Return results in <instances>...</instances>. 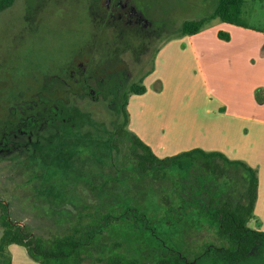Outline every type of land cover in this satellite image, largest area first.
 Returning <instances> with one entry per match:
<instances>
[{"label":"rangeland","instance_id":"obj_1","mask_svg":"<svg viewBox=\"0 0 264 264\" xmlns=\"http://www.w3.org/2000/svg\"><path fill=\"white\" fill-rule=\"evenodd\" d=\"M94 1L16 0L15 5L0 14V124L7 118L13 103L31 96L45 85L46 80H55L56 73L74 58L77 49L93 38L110 40L117 32L120 38L117 46L123 53L140 55L143 52L145 37L142 33L146 31L140 30L138 24L126 21H115L117 24L112 21L105 26V21L97 18L99 9ZM217 1H135L142 15L154 19L152 27H158V23L161 28L159 36L152 34L147 41L149 48L142 61L131 63L135 81L143 79L145 86L150 83L152 89L162 90V81L158 77L148 80L161 48L171 39L178 38L172 33L180 29L184 21L210 14ZM241 17L264 34V0H246ZM258 38L252 35L245 47L264 50V37ZM227 42L213 31L201 47L208 50L236 47ZM168 59L172 62L168 63ZM160 60L165 74L172 67L190 71L192 75L200 71L197 59L192 55L185 56L182 50L173 52L172 58L169 55ZM192 86L180 84L179 78L170 80L157 102L172 115L186 112V105L194 109L193 98L186 94ZM135 97V101L139 100L143 106L156 103L153 102L155 98ZM117 105L88 100L74 104L71 121L61 117L54 124L56 127L45 126L37 138H32L40 145L51 141L52 147L32 146L24 142L27 137L20 139L19 147L0 145V200L9 205L11 218L27 225L36 236L50 241L62 232L64 224L72 225L85 219L80 217H86L87 212L97 215L93 218L97 223L86 225L91 231L97 228L99 220L106 225L107 219L102 212L125 214L122 212L128 211L125 218L102 230L84 264H105L98 259L106 258L110 253L129 255L154 264L162 254H175L173 250L184 254L183 264H215L204 251L219 244L216 226L211 225L203 210L220 206L226 200L240 202L241 196L235 194L232 185L221 184L201 163L204 160L200 156L195 159L183 157L168 165L154 164L144 169L139 149L124 140L120 134L123 131L115 127ZM82 113L90 114L95 123L83 119ZM60 134L68 138L65 147H60L59 140L55 139L62 137ZM89 134L92 138L101 135L99 141L112 135L113 145L109 149H113L114 158L109 160L108 152H105L100 161L88 146L74 147L81 135ZM96 148L103 147L97 145ZM215 161L225 167L221 160ZM192 208L196 213L189 216ZM1 213L0 207V238L3 233ZM257 219L258 228L264 230V216L257 215ZM131 220L137 221L135 226L130 225ZM114 242L122 246L112 247ZM7 250L12 257L9 247ZM0 264H4L1 251ZM220 264H264V244L246 261L229 263L221 260Z\"/></svg>","mask_w":264,"mask_h":264},{"label":"crops","instance_id":"obj_2","mask_svg":"<svg viewBox=\"0 0 264 264\" xmlns=\"http://www.w3.org/2000/svg\"><path fill=\"white\" fill-rule=\"evenodd\" d=\"M213 31L217 35L219 31L229 32L227 43L236 47L214 50L202 48L209 32ZM252 35L264 37L259 30L216 18L194 35L173 38L167 42L161 48L156 67L148 77L152 81L158 77L162 81V90L156 91L150 87V83H146L145 93L131 95L129 128L159 158L200 149L208 153L221 152L231 160H243L258 169L255 214L264 216V132H261L264 130V50L245 47ZM179 50L185 56L192 55L197 59L200 69L198 74L192 75L187 70H181L182 73L174 67L165 74L160 59L169 55L172 58L173 52ZM169 62L172 59H168ZM178 78L180 84L194 86L186 94L189 93V97L193 98L195 108L186 105V112L172 115L157 100L163 94L167 82ZM137 95L155 98L153 102L156 103L143 106L139 100L135 101ZM215 158L222 161L218 156ZM195 210L192 208L189 216H193ZM9 250L13 264H42L33 259L24 246L11 244Z\"/></svg>","mask_w":264,"mask_h":264},{"label":"trees","instance_id":"obj_3","mask_svg":"<svg viewBox=\"0 0 264 264\" xmlns=\"http://www.w3.org/2000/svg\"><path fill=\"white\" fill-rule=\"evenodd\" d=\"M15 2L16 0H0V14L7 8L15 5ZM245 2L246 0H218L215 9L210 14L201 18L184 21L180 29L172 34L174 37L194 35L210 25L216 18L223 22L259 30L245 23L242 19L241 15ZM218 35L225 40L230 39L229 33L219 31ZM146 91L147 87L144 85L143 79L139 82H133L127 91H125L121 102L117 105L115 127L123 131L120 134L124 140L131 142L139 149L140 163L144 169H147L148 166L152 167L154 164L168 165L185 156L191 158L200 156L204 160L201 163L209 169L211 174L214 175L221 184L228 183L233 186L235 194L241 196L240 202L234 203L230 200H226L220 206L203 210V212L208 215L211 225L216 226L217 238L219 241L217 246L207 247L204 251V255L211 257L215 264H220L221 260L229 263L246 261L257 247L264 244V230L258 228V219L255 214V204L259 185L258 169L251 167L243 160H231L221 152L208 153L200 149H194L172 157L159 158L156 156L152 148L132 131L130 132L129 128L130 97L133 94H143ZM60 107L61 110L63 108L65 111L68 110L67 104H63ZM81 117L95 123V120L88 113H82ZM4 121L5 120H3L2 123H4ZM2 125L3 124H0V129ZM60 135L62 137L57 136L55 139L59 140L60 147H65L69 142L67 140L68 138L64 134ZM87 137L89 138L87 139ZM101 137V135H98V138H92L90 134L84 135V137L81 135V139L74 143V147L88 146L93 155L100 161V158L103 157L102 155H104L105 152H108L109 160L113 159L114 151L113 149H109L113 145L111 143L112 135H109L105 140L99 141ZM52 143L53 142L49 141L47 144L37 145L52 147ZM97 145H102L104 149H97ZM217 156L222 159V164H225V167L219 164L217 165L215 161L218 160L215 158ZM210 160L212 161V165H209ZM0 207L2 209L1 223L3 226V233L0 238V251L4 264H13L12 257H10V253H8L7 250L11 244L24 246L28 254L42 264H84V262H87V253L92 245L97 242L102 230H104L107 225L125 218L128 214V211L122 212L125 214L102 212V216L107 219L106 225L104 226L102 221L99 220V224H96L97 228L95 227L92 228L91 231H88L86 225L88 223H97V220L95 222L93 219L97 215L94 214V212L93 214L87 212L85 213L86 217H84V215L80 217L86 220H77L72 225L64 224L65 228H63L62 232L57 233L53 239L49 241V239L43 238L42 236H36L28 229L27 225L14 221L11 218L10 207L5 201L0 200ZM136 223V220L130 221L131 226H135ZM252 224H255V226H252ZM146 226L148 227L149 224H146ZM85 229L86 231H84ZM114 244L115 245L112 247L118 248L122 246L119 242H114ZM173 251L175 254H170L168 252L162 254V257L154 264H183L186 259L184 254L179 251ZM98 260L100 262H105V264H149L145 260L117 253H110L106 258H99Z\"/></svg>","mask_w":264,"mask_h":264},{"label":"flooded vegetation","instance_id":"obj_4","mask_svg":"<svg viewBox=\"0 0 264 264\" xmlns=\"http://www.w3.org/2000/svg\"><path fill=\"white\" fill-rule=\"evenodd\" d=\"M135 1L143 0H95L93 3L98 5L97 18L105 21V26L112 21H126L136 23L140 30L146 31L142 33L145 37L142 44L143 52L140 55L123 53L117 46L120 42L117 32L114 39L104 41L95 37L82 44L66 67L56 73L55 80H46L45 85L32 92L31 96L23 97L10 106L7 118L0 129L1 147L2 145L19 147L22 137H27L24 142L39 147L37 140L32 141V138H37L38 132L46 127H56L54 124L61 117L68 122L71 121L72 106L78 105L80 101L88 100L90 103L107 105L121 102L125 91L136 82L131 63L133 60L142 61V56L149 48L147 41L152 34L159 36L158 32L161 30L158 23H156L158 27H152L155 23L151 21L154 19L149 20L147 14L146 17L142 15ZM63 104L68 105V110L65 111L64 108L61 110L60 106Z\"/></svg>","mask_w":264,"mask_h":264}]
</instances>
